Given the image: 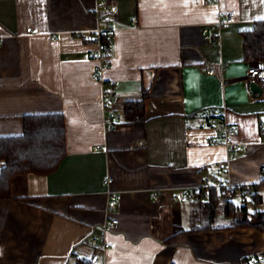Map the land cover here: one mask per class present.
<instances>
[{
    "label": "crops",
    "instance_id": "crops-1",
    "mask_svg": "<svg viewBox=\"0 0 264 264\" xmlns=\"http://www.w3.org/2000/svg\"><path fill=\"white\" fill-rule=\"evenodd\" d=\"M102 4L116 28L104 82L93 78ZM230 11L238 21L216 45L213 25ZM257 20L264 0H0V136L23 134L29 114L62 113L67 141L57 171L18 174L0 198V264H90L84 254H99L97 264H246L264 254V231L229 227L221 210L210 225L211 192L187 193L206 173L244 185L264 177V97L246 83L254 61L242 33ZM112 89L113 126L103 96ZM145 91V117L127 121L125 104ZM213 114L236 126L233 149ZM232 200L253 208L246 195Z\"/></svg>",
    "mask_w": 264,
    "mask_h": 264
},
{
    "label": "trees",
    "instance_id": "trees-1",
    "mask_svg": "<svg viewBox=\"0 0 264 264\" xmlns=\"http://www.w3.org/2000/svg\"><path fill=\"white\" fill-rule=\"evenodd\" d=\"M244 35L245 57L249 60L264 61V20H257L251 30L242 32ZM140 101H127L124 117L131 122L145 117V99L147 91ZM66 121L62 113L29 114L25 117V131L21 135L0 136V161L3 166L0 171V198L10 196L11 180L18 174H48L57 171L67 156ZM264 186V177L254 184L255 191L246 196L248 205H238L233 200L219 201L224 197V191L210 188V198L205 204L210 225L215 222L217 211L232 219L229 227H253L264 231V210H258L261 202L260 187ZM212 226L208 227L211 228Z\"/></svg>",
    "mask_w": 264,
    "mask_h": 264
},
{
    "label": "built area",
    "instance_id": "built-area-1",
    "mask_svg": "<svg viewBox=\"0 0 264 264\" xmlns=\"http://www.w3.org/2000/svg\"><path fill=\"white\" fill-rule=\"evenodd\" d=\"M104 1V0H101ZM101 12L100 20L102 26L99 27L95 31V45L96 49L94 50L95 56L98 57V64L96 66V70L94 72V80L104 82V72L106 69H109L113 64L114 53L112 48V40L116 31L115 25L113 24L114 12L111 9L109 4H102V7L99 9ZM136 21V18L134 19ZM217 21L214 23V31L212 42L216 45L221 43L222 40V30L228 24H232L238 21L236 18L235 12H223L216 19ZM58 38V36H55ZM215 68L211 67L208 69V72L214 73ZM246 83L248 86L252 84L258 83L260 84L263 92L259 95V97H264V61L263 60H255L254 63L249 67L248 73L246 75ZM104 96V106L107 109H112L113 114L105 118V123L107 125H114V119L120 116V111L114 108L115 104L120 101L119 93L115 90H105L103 92ZM210 126L216 132V134L225 138V145L227 148L233 149L237 146L238 142L235 139L237 128L234 126L228 119H226L223 115L213 114L208 118ZM259 129L262 134H264V118L259 120ZM264 171V166H263ZM102 181L105 185H110L112 181V177L109 174L103 176ZM220 188L224 191V199L232 200L236 198L239 194L243 196H250L252 192H254L255 187L254 184H234L232 181L222 180L219 177H215L210 173H206L203 175V182L199 185H192L187 188V193L190 192L193 198H199L202 195H206L207 191L210 188ZM161 189L157 193L161 194ZM109 202L107 209L109 211H113L117 207V202L119 196L114 191H108ZM119 218L111 219L106 222V225L109 228H118L119 226ZM89 243L98 244L99 242L95 238H90ZM110 244L108 242H104L102 247L105 249L109 247ZM82 260L85 262H89L90 264H97L99 261V254H94L93 256H88L86 254L82 255ZM248 262L246 264H264V254L260 253H252L248 257Z\"/></svg>",
    "mask_w": 264,
    "mask_h": 264
},
{
    "label": "water",
    "instance_id": "water-1",
    "mask_svg": "<svg viewBox=\"0 0 264 264\" xmlns=\"http://www.w3.org/2000/svg\"><path fill=\"white\" fill-rule=\"evenodd\" d=\"M251 89L256 91V92H259V93L263 92V89L261 88L260 84H258V83L252 84Z\"/></svg>",
    "mask_w": 264,
    "mask_h": 264
}]
</instances>
